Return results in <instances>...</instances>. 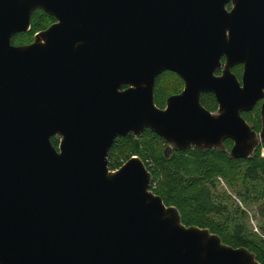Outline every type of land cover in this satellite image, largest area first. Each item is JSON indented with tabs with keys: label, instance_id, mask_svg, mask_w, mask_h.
I'll return each mask as SVG.
<instances>
[{
	"label": "water",
	"instance_id": "obj_1",
	"mask_svg": "<svg viewBox=\"0 0 264 264\" xmlns=\"http://www.w3.org/2000/svg\"><path fill=\"white\" fill-rule=\"evenodd\" d=\"M37 10L56 22L14 45ZM165 72L185 88L159 108ZM260 101L258 133L242 114ZM146 130L166 156L226 151L227 140L230 158L254 156L264 144V0H0V264H262L184 225L140 158L110 170L117 140Z\"/></svg>",
	"mask_w": 264,
	"mask_h": 264
},
{
	"label": "trees",
	"instance_id": "obj_2",
	"mask_svg": "<svg viewBox=\"0 0 264 264\" xmlns=\"http://www.w3.org/2000/svg\"><path fill=\"white\" fill-rule=\"evenodd\" d=\"M54 22V17L37 10L32 15L31 30L15 35L12 43L23 45L18 41L20 38L33 37ZM237 71L236 68L234 72L239 74ZM166 74L177 75L165 72L156 79L155 96L159 108H165L159 99L161 79ZM201 104L210 112L218 109L213 94H203ZM259 111L258 105L252 113L259 114ZM242 116L255 131L260 132V120H251L248 113ZM52 143L58 147L59 142L55 137ZM232 146L233 142L228 140L225 142L226 151L213 149L201 152L190 149L174 151L172 155L166 156L164 150L167 145L163 139L146 130L139 138L133 135L119 138L109 152V166L115 171L131 158H140L153 175V192L163 199L166 206H174L179 210L184 225L209 229L219 235L226 245L245 247L255 253L257 260L264 264V240L250 238L243 224H234L229 216L220 220L217 218L227 215L226 204L215 201L213 194L220 180L244 202L258 201L264 196V158L260 154L261 148L251 158L235 160L229 157Z\"/></svg>",
	"mask_w": 264,
	"mask_h": 264
},
{
	"label": "rangeland",
	"instance_id": "obj_3",
	"mask_svg": "<svg viewBox=\"0 0 264 264\" xmlns=\"http://www.w3.org/2000/svg\"><path fill=\"white\" fill-rule=\"evenodd\" d=\"M31 37L32 36L23 37L18 41L24 43L23 45L30 44L33 42L35 35ZM238 72L239 74L241 73L240 69ZM184 88V82L180 77L173 74H166V76L161 79V97L159 100L164 104V107H166L167 99L172 95L183 92ZM250 119L253 121L260 120V126L262 128L261 112L259 114L257 112L250 113ZM259 148H261L262 152L264 144H261ZM213 194L215 201L226 204L227 215L217 217L219 220L229 216L234 224H243L246 234L249 235L250 238L258 237L264 240V196L258 201L254 199V201L244 202L239 199L233 192V189L229 188L222 180H220L216 186ZM235 217L236 220H234Z\"/></svg>",
	"mask_w": 264,
	"mask_h": 264
},
{
	"label": "flooded vegetation",
	"instance_id": "obj_4",
	"mask_svg": "<svg viewBox=\"0 0 264 264\" xmlns=\"http://www.w3.org/2000/svg\"><path fill=\"white\" fill-rule=\"evenodd\" d=\"M226 8H227V10L230 11V10L233 8V4H232V3H228L227 6H226ZM55 22H56V20H55ZM55 22H54V23H55ZM52 24H53V23H52ZM52 24H51V25H52ZM225 62H226V59L223 58V59H222L223 67H224V65H225ZM223 67H222V68H223ZM236 68H237V70L240 69V72H241L240 74H237V73L234 72V70H235ZM222 70H223V69L218 70V71L216 72V75H218V76L221 75ZM241 70H242V71H241ZM243 71H244V66H243V65H237V66H235V67L233 68V72H234V74L237 76L238 80H240V81H241V79H242ZM237 72H238V71H237ZM258 105H259L260 110H261L262 101H260V102L257 104V106H258ZM257 106H256V107H257ZM256 107H255V108H256ZM254 110H255V109H254ZM254 110H253V111H254ZM253 111H252V112H253ZM252 112H248V114H250V113H252ZM260 131H261V130H260ZM258 133H259V132H258ZM227 141H228V140H227ZM230 141H231V140H230ZM225 142H226V141H225Z\"/></svg>",
	"mask_w": 264,
	"mask_h": 264
},
{
	"label": "built area",
	"instance_id": "obj_5",
	"mask_svg": "<svg viewBox=\"0 0 264 264\" xmlns=\"http://www.w3.org/2000/svg\"><path fill=\"white\" fill-rule=\"evenodd\" d=\"M261 157L264 158V148L262 149ZM123 165H124V164H123ZM123 165H122V166H123ZM115 171H116V170H115ZM151 189H152V187H151Z\"/></svg>",
	"mask_w": 264,
	"mask_h": 264
}]
</instances>
